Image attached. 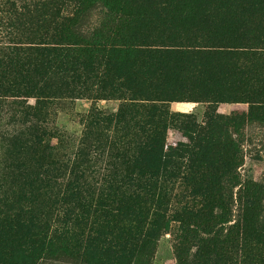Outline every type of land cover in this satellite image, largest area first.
Instances as JSON below:
<instances>
[{"label": "trees", "instance_id": "1", "mask_svg": "<svg viewBox=\"0 0 264 264\" xmlns=\"http://www.w3.org/2000/svg\"><path fill=\"white\" fill-rule=\"evenodd\" d=\"M97 4L84 37L83 10ZM20 9L10 7L7 28L30 32L25 44L7 32L0 46V98L34 103L13 108L23 128L4 139L0 264H150L171 222L176 264H264V182L240 178L233 136L248 121L264 124V0H34ZM65 97L119 103L93 105L77 141L58 146L48 105ZM173 101L247 109L211 110L199 122L171 111ZM169 132L179 134L170 147Z\"/></svg>", "mask_w": 264, "mask_h": 264}, {"label": "rangeland", "instance_id": "2", "mask_svg": "<svg viewBox=\"0 0 264 264\" xmlns=\"http://www.w3.org/2000/svg\"><path fill=\"white\" fill-rule=\"evenodd\" d=\"M34 0H0V46L5 44L9 38L6 37L7 32H11V36L16 34L15 40H20L23 44L26 42V35L30 32L28 25L21 26L14 24L15 28H7L6 22L10 19L8 11L10 7L21 11L20 6L31 4ZM12 3V4H11ZM14 4V5H13ZM100 4L94 7L83 10L81 16L79 33L82 36H88L93 27H95L100 16ZM23 10V9H22ZM26 14V10H24ZM34 17V16H33ZM28 18V14H26ZM15 32V33H14ZM3 43V44H2ZM1 58V54H0ZM33 104V98L22 97H1L0 104L2 110L6 112L0 119V174L7 171L6 164L8 156L5 152L6 141L4 140L8 134H13L22 130L23 126L13 117V108L18 104ZM118 100H93L90 98L65 97L58 98L48 105V124L52 128L51 142L56 145H61L67 139L71 142L77 141L83 128V117L88 110L96 105L106 111H114L118 106ZM169 109L174 112H184L193 114L197 121L204 120L205 113L214 110L218 116H227L231 112H245L247 109L246 103H217L210 105L206 102L196 101H173L169 103ZM239 138L240 149L242 154V164L237 169L240 178L255 179L264 182V124L257 121H248L240 129L239 133L233 135ZM168 144L172 146L179 134L176 132L168 133ZM60 146V147H61ZM7 160V161H6ZM235 192V189H233ZM237 213L236 207L232 206V217ZM177 224L170 223L167 232L163 233L157 240L155 251L150 264H176L173 255L174 233ZM65 264L66 259L59 257L58 260L52 259L41 264Z\"/></svg>", "mask_w": 264, "mask_h": 264}]
</instances>
